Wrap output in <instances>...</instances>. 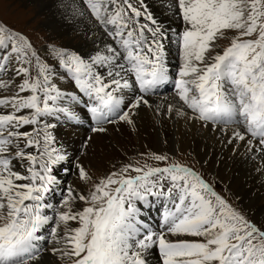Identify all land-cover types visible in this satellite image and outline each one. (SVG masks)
<instances>
[{
  "label": "snow or ice",
  "instance_id": "obj_1",
  "mask_svg": "<svg viewBox=\"0 0 264 264\" xmlns=\"http://www.w3.org/2000/svg\"><path fill=\"white\" fill-rule=\"evenodd\" d=\"M60 6L84 24L87 52H42L0 20V264H264V220L167 153H141L95 180L78 161V188L65 186L59 171L72 157L51 122L84 112L100 134L135 129L148 109L219 133L264 167V0H169L175 29L145 0ZM166 86L171 98L154 99ZM158 201L153 226L142 212Z\"/></svg>",
  "mask_w": 264,
  "mask_h": 264
},
{
  "label": "bare ground",
  "instance_id": "obj_2",
  "mask_svg": "<svg viewBox=\"0 0 264 264\" xmlns=\"http://www.w3.org/2000/svg\"><path fill=\"white\" fill-rule=\"evenodd\" d=\"M8 1L16 2L18 14L38 15L44 32L51 33L58 39L63 38L65 48L88 51L89 41L83 35L84 24L80 23L79 18L73 19L71 14L60 6L61 0H26L24 6L22 2L25 0ZM145 3L166 27H177L170 19L171 13L167 7L169 0H145ZM23 7H27V11L23 10ZM44 51L46 49L42 50ZM170 59L172 58L169 57V61ZM175 59L177 62V58ZM171 63L174 72L176 63ZM68 87L70 89L71 86ZM165 96L170 99L171 92L162 91L161 96L154 99L162 101ZM78 115L82 125L76 127H72L68 122L59 124L55 118L51 121L56 123L53 134L57 137V146L62 144L67 155L72 157V162L67 164V168L75 173L74 178H68L65 175L67 171L63 169L59 171V177L63 178L65 186L78 188L80 182L74 167L78 161L82 162L84 167L103 173L111 166L117 165L125 154L135 150L169 154L182 152L206 164L204 170L219 179L231 191L251 219L264 220V167L259 160L248 159L239 153L234 154L231 146H225L221 142L219 133L209 131L199 124L185 126L184 121H161L151 110L143 109L135 117V129L126 124L109 125L108 132L96 134L91 129L84 128L83 125H88L85 113L79 112ZM87 136L92 137V140L88 141ZM81 149L83 154L77 159L75 155ZM73 160H76V163ZM143 212L146 213L147 209Z\"/></svg>",
  "mask_w": 264,
  "mask_h": 264
},
{
  "label": "rangeland",
  "instance_id": "obj_3",
  "mask_svg": "<svg viewBox=\"0 0 264 264\" xmlns=\"http://www.w3.org/2000/svg\"><path fill=\"white\" fill-rule=\"evenodd\" d=\"M4 1L5 0H3V2H2V0H0V3L2 4V5L0 4V20H3L9 26L13 27L14 29H16L22 33H24L32 41V43L35 45V47L37 49H39L41 51L43 49L47 50L48 48H50L53 45L62 46L65 48L63 38L58 39V38H56V36H53L51 33L44 32L43 27L41 25L42 21H40L38 15L34 14L31 16H24L22 14H18V12L16 11V8H15L16 2H14V1L10 2L7 0L5 3ZM15 1H18V0H15ZM25 3H26V0L22 2V5L24 6ZM27 9H28L27 7H23V10L27 11ZM219 43L221 46H225L227 42L222 40ZM171 58L172 59H170V61L173 63H176L175 62L176 57H171ZM68 123H70V122H68ZM70 124H72V123H70ZM75 126H79V125H75ZM87 137H89V136H87ZM87 137H86V139H87ZM148 152H150V150L145 151V152L135 150L132 153H127V154H125L124 158L121 159L117 165H115V168H119L122 164L128 163V162L135 163L137 160H140L141 162H143V159L141 158L140 154L141 153H148ZM151 152H153V151H151ZM161 153H166V152H161ZM82 154H83V151L81 149L77 152V155H75V157L78 159L79 156ZM167 154L170 157H172L174 159H178L182 163H185L188 166H190V167L194 168L195 170H197L198 172H200L202 174V176L204 177V179L213 185V187L216 189V191H218L222 196H224L234 207H236L238 210H240V211H242L248 215V213L244 210V208L238 203L236 198L232 195L231 191L226 186H224L219 181V179L215 178L211 173H208L207 171L204 170L206 164L201 163L195 157L193 158V156H191L190 154H184L182 152H175L172 154L167 153ZM73 161L76 163V160H73ZM148 162L155 164L154 161H148ZM85 168H86V170H88L90 172V174L93 176L94 180L102 178L108 172L115 170V168L113 166H111L109 169H107V172L105 171L103 173H100L96 169H92L90 167L89 168L85 167ZM68 169L69 170L67 171V173L65 175L68 178H74L75 173L72 171V169H70V168H68ZM53 200H54L53 205L55 207H59L60 206L59 205L60 196L55 195V199H53ZM153 207L156 208V210L152 211V212L154 213V215H155L154 217L157 220V218H159V216H161V214H162L161 211H163V209L161 208L160 211H157V208L160 207L159 201L156 204H154Z\"/></svg>",
  "mask_w": 264,
  "mask_h": 264
}]
</instances>
